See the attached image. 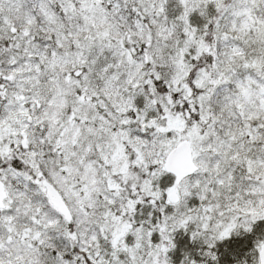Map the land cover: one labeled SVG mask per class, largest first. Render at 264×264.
I'll list each match as a JSON object with an SVG mask.
<instances>
[{
	"label": "rangeland",
	"instance_id": "1",
	"mask_svg": "<svg viewBox=\"0 0 264 264\" xmlns=\"http://www.w3.org/2000/svg\"><path fill=\"white\" fill-rule=\"evenodd\" d=\"M210 2L222 3L215 59L191 75L202 90L195 106L203 125L180 132L166 116L170 100L150 80L158 77L152 64L162 61L167 41H159L139 14L133 26L145 43L143 59L128 61L118 79L95 87L80 77L76 58L46 57L28 46L29 32L16 22L36 10V0H0L15 47L0 75V144L23 163L21 174H0L7 192L0 264H174L186 250L187 264H215L224 238L262 233L264 0ZM181 4L190 26L181 56L196 58L204 39L197 2ZM182 139L191 144L198 172L175 187L157 167ZM31 170V177L21 176ZM124 182L151 194L159 208L142 203ZM44 183L66 202L72 229L45 193L46 201L41 198ZM173 189L179 200L165 205ZM68 232L79 252L72 260L63 256ZM255 247L253 239L249 249Z\"/></svg>",
	"mask_w": 264,
	"mask_h": 264
},
{
	"label": "trees",
	"instance_id": "2",
	"mask_svg": "<svg viewBox=\"0 0 264 264\" xmlns=\"http://www.w3.org/2000/svg\"><path fill=\"white\" fill-rule=\"evenodd\" d=\"M194 2H197V17L201 21L200 27L203 30L201 33L204 34L202 50L196 58L181 56L185 51L183 46L187 44V32L190 29L181 0H36V10L29 11L27 17L19 18L16 23L18 27L26 26L30 38L27 42L29 47L35 51L40 50L39 53L46 57L76 58L80 77L82 79L87 77L92 85L98 87L103 82L118 79L128 61L136 63L143 59L145 43L138 38L137 29L133 26L136 15L139 14L159 41H167L168 46L162 51L165 55L162 61L152 64L158 71V77L157 79L152 77L150 80L155 91L170 100L167 119L173 126L182 129L180 131L182 132L191 124L203 125L195 106L202 90L192 85L191 75L200 70L204 64L215 59L213 54L215 27L220 18L217 14L222 11V3L220 6L217 4L218 8H216L210 0H194ZM4 8L0 7V75L5 74L9 67L7 57L9 61L15 55V47L13 46L12 49L9 46L12 33L1 19H7ZM13 26L16 27V24L14 23ZM7 48H9L8 53ZM188 67L191 69L186 71ZM180 74L181 82H179ZM107 128L106 131L110 135L116 134L113 129H109L108 126ZM7 150L8 148L0 144V174L8 169L21 174L23 163L16 157L7 156ZM157 168L163 177L173 180L162 170L163 168L161 169V166ZM129 169L135 170L131 166ZM31 175L32 170L21 176L29 178ZM124 183L128 190L132 189L140 197L142 203L159 208V204L151 194L141 189L138 191L137 186L133 184ZM40 189L41 198L46 201L44 192L41 187ZM121 189L123 187L120 185L118 190ZM168 201L167 198L165 205L170 206L171 203ZM46 207L51 209L48 204ZM108 211L114 213L116 209L111 205ZM257 221L259 226L262 225L260 227L263 229L262 233L258 235L259 231H256L251 235L238 234L236 238H224L225 241H222L225 244L222 252L215 257V264H247L248 256L245 255L250 253L253 255L251 262L258 263V247L254 250L249 249L253 239L259 246L264 240V220L261 217ZM67 227L72 229L73 224H68ZM186 232L188 235L187 230ZM64 235L67 237L70 235V246L65 248L63 256L72 260L79 252L71 234L68 232ZM255 237H258L257 240ZM192 241H195V237L188 239L186 247ZM224 242H218L215 246ZM55 247L59 248V245L55 243ZM189 256V251L186 250L184 258L174 261V264H187ZM86 264L92 263L87 260Z\"/></svg>",
	"mask_w": 264,
	"mask_h": 264
},
{
	"label": "water",
	"instance_id": "3",
	"mask_svg": "<svg viewBox=\"0 0 264 264\" xmlns=\"http://www.w3.org/2000/svg\"><path fill=\"white\" fill-rule=\"evenodd\" d=\"M163 170L166 174L174 178L175 186H179L185 179L192 177L197 172L198 168L193 162L191 144L189 141H181L167 153L163 162ZM43 187L45 190V196L50 205L65 220V222L70 223L72 221V215L59 192L48 183H44ZM6 199L7 193L5 185L0 179V210L5 208ZM168 200L172 204L178 202L179 198L175 190L169 194ZM257 255L258 264H264V240L259 247Z\"/></svg>",
	"mask_w": 264,
	"mask_h": 264
}]
</instances>
